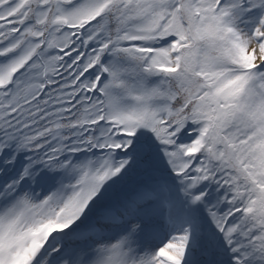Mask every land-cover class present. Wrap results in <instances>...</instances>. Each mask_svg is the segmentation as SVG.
Here are the masks:
<instances>
[{
    "label": "snow or ice",
    "instance_id": "obj_1",
    "mask_svg": "<svg viewBox=\"0 0 264 264\" xmlns=\"http://www.w3.org/2000/svg\"><path fill=\"white\" fill-rule=\"evenodd\" d=\"M0 264H264V0H0Z\"/></svg>",
    "mask_w": 264,
    "mask_h": 264
}]
</instances>
